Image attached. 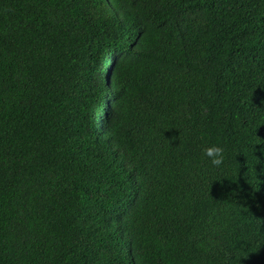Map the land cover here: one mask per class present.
<instances>
[{
	"label": "trees",
	"instance_id": "trees-1",
	"mask_svg": "<svg viewBox=\"0 0 264 264\" xmlns=\"http://www.w3.org/2000/svg\"><path fill=\"white\" fill-rule=\"evenodd\" d=\"M0 264H264V0H0Z\"/></svg>",
	"mask_w": 264,
	"mask_h": 264
},
{
	"label": "clouds",
	"instance_id": "clouds-1",
	"mask_svg": "<svg viewBox=\"0 0 264 264\" xmlns=\"http://www.w3.org/2000/svg\"><path fill=\"white\" fill-rule=\"evenodd\" d=\"M204 156L208 158L212 166H219L224 160V148L219 144H212L203 149Z\"/></svg>",
	"mask_w": 264,
	"mask_h": 264
}]
</instances>
